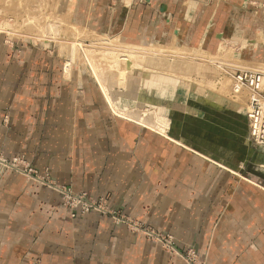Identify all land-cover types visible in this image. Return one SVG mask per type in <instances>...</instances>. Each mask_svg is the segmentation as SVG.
I'll return each instance as SVG.
<instances>
[{
	"label": "crops",
	"instance_id": "obj_1",
	"mask_svg": "<svg viewBox=\"0 0 264 264\" xmlns=\"http://www.w3.org/2000/svg\"><path fill=\"white\" fill-rule=\"evenodd\" d=\"M94 1L78 0L75 19L95 26ZM262 3L102 0L99 20L129 44L212 53L231 30L237 32L231 13L243 16ZM63 66L44 50L27 48L19 55L0 45V154L24 156L58 184L108 198L111 207L172 234L180 246L195 247L208 264H264L262 186L112 119L92 84L73 74L67 78ZM60 199L0 171V264H184L108 218L72 221Z\"/></svg>",
	"mask_w": 264,
	"mask_h": 264
},
{
	"label": "rangeland",
	"instance_id": "obj_2",
	"mask_svg": "<svg viewBox=\"0 0 264 264\" xmlns=\"http://www.w3.org/2000/svg\"><path fill=\"white\" fill-rule=\"evenodd\" d=\"M77 2L0 0V45L13 48L19 55L27 48L44 50L49 56H57L65 71L69 58L62 45L73 42L77 46V59H74L71 76L92 84V91L103 99L112 119L135 124L207 160L205 152L195 151L186 141V138L189 140L187 128L199 129L204 135L219 140L220 148L215 144L219 153L220 149L230 150V157L216 158L218 168L238 173L252 181V186L264 188V148L251 142L248 95L245 91L236 93L232 81L238 71L264 74L263 3L250 7L244 17L239 10L231 13L237 18L234 21L237 32L231 30L230 37L223 41L219 50L208 53L207 49L192 46L129 44L100 27L102 0L93 2L98 4L94 8L95 26L75 19ZM239 18L252 21L250 24L239 23ZM183 80L186 84L182 86ZM165 120L170 124L168 131L162 125ZM182 136L184 140L180 138ZM232 145L236 146L235 150L230 149ZM0 171L16 173L58 193L62 209L72 221L84 220L91 215L102 216L116 227H124L132 235L159 247L170 258H178L184 264H208L207 257L195 247L180 246L172 234L111 207L106 197H92L85 191L58 184L51 178L49 170L41 171L24 156L0 154Z\"/></svg>",
	"mask_w": 264,
	"mask_h": 264
},
{
	"label": "built area",
	"instance_id": "obj_3",
	"mask_svg": "<svg viewBox=\"0 0 264 264\" xmlns=\"http://www.w3.org/2000/svg\"><path fill=\"white\" fill-rule=\"evenodd\" d=\"M236 92L245 91L248 95L247 120L251 142L264 148V74L243 70L232 78Z\"/></svg>",
	"mask_w": 264,
	"mask_h": 264
},
{
	"label": "bare ground",
	"instance_id": "obj_4",
	"mask_svg": "<svg viewBox=\"0 0 264 264\" xmlns=\"http://www.w3.org/2000/svg\"><path fill=\"white\" fill-rule=\"evenodd\" d=\"M45 28V27H44ZM49 32V31H48ZM57 33V32H56ZM60 33V32H59ZM53 34V33H52ZM69 38V37H68ZM67 40H69V39H67ZM67 42V41H66ZM69 42V41H68ZM68 44V43H67ZM62 45V49H64V51L66 50V52H67V54H68V58L69 59H67L68 60V62H67V66H65V67H67L66 69H65V76L67 77V78H70V76H71V68H72V66H73V64H74V62H76V61H74V59L76 58V51H77V46L76 45H74V43L72 42V45L70 44V45ZM82 46V45H81ZM80 45H79V47H81ZM125 57V56H124ZM77 59V58H76ZM75 59V60H76ZM122 60V59H121ZM128 61V63L130 62V60H128V59H124L123 61ZM132 62V61H131ZM130 62V63H131ZM134 63V62H133ZM136 65H137V63H135ZM252 71V70H251ZM261 71V70H260ZM181 85L183 86V84L185 83L186 84V82H185V80H183V81H181ZM181 87V86H180ZM183 88H186V87H183ZM183 88H181V89H183ZM187 89V88H186ZM183 91V90H182ZM188 91V90H187ZM192 91V90H191ZM184 92V91H183ZM190 92V91H189ZM236 92V91H235ZM236 93H238V92H236ZM189 94H191V93H189ZM189 97V96H188ZM192 98H194V97H192ZM200 98V97H199ZM235 104V103H234ZM232 106V105H231ZM236 106V105H235ZM237 107V106H236ZM239 108H240V106H239ZM136 115V114H135ZM134 116V115H133ZM132 116V117H133ZM138 116V115H137ZM149 116V115H148ZM148 116H147V118H148ZM151 116V115H150ZM150 116H149V118H150ZM155 116V115H154ZM131 117V116H130ZM145 117V116H144ZM153 117V116H152ZM142 118V117H141ZM140 118V119H141ZM146 118V117H145ZM137 119V118H136ZM136 119H134L136 122H137V120ZM144 122L146 121V120H144V119H142ZM148 120H150V119H148ZM159 120V119H158ZM163 120V119H162ZM142 121V122H143ZM152 121V120H151ZM157 121V120H156ZM155 121V122H156ZM159 121H161V120H159ZM166 121V120H165ZM139 122H141V121H139ZM154 122V121H153ZM147 123H150V122H147ZM145 124V123H144ZM157 124H159L158 122H157ZM162 124V123H161ZM142 125V124H141ZM156 125V124H155ZM163 126H165V130H166V127H167V131H168V128L170 127V124H168L167 123V121H166V123H163L162 124ZM161 125V126H162ZM142 126H144V125H142ZM149 126H151V125H149ZM154 126V125H153ZM160 127V126H159ZM164 128V127H163ZM153 129V128H152ZM158 129V128H157ZM160 129V128H159ZM161 130V129H160ZM164 130V129H163ZM174 131V129H172V132ZM186 135L188 136V138L189 139H191V141H189V144H190V147H192L195 151H197V152H202L203 151V153L205 152L206 154L205 155H207V157L209 158H207L208 160H210V161H212V162H217L216 161V158H218V159H222V157L221 156H217L216 154H219V153H217L218 152V148L215 146V144H217V145H219V148H220V142H219V140H217L216 138H212V137H209V136H206V135H204V133H201V132H199L198 133V131L197 130H194V129H191V128H187L186 130ZM165 133H166V131H165ZM190 134V135H189ZM194 136L196 137V141L195 142H193V140H194ZM219 142V143H218ZM230 149L231 150H235L236 149V146L235 145H232L231 147H230ZM210 151V152H209ZM229 152H230V150H228L225 154L226 155H228L229 154ZM220 153H221V155L223 154V151H222V149H220ZM199 154V153H198ZM224 155V154H223ZM203 156V155H202ZM205 157V156H204ZM218 164V163H217ZM228 169V168H227ZM235 173V172H234ZM236 174H238V173H236Z\"/></svg>",
	"mask_w": 264,
	"mask_h": 264
}]
</instances>
